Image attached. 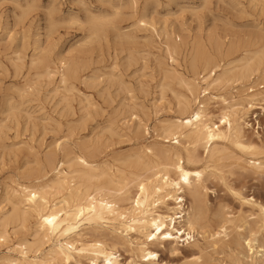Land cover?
Here are the masks:
<instances>
[{
    "label": "rangeland",
    "instance_id": "374dc122",
    "mask_svg": "<svg viewBox=\"0 0 264 264\" xmlns=\"http://www.w3.org/2000/svg\"><path fill=\"white\" fill-rule=\"evenodd\" d=\"M262 39L264 0H0V220L11 215V187L53 177L45 174L50 156L70 164L81 155L127 174L147 147L177 146L172 137L161 139V129L189 94L171 72L192 75L194 57L238 66L264 48ZM260 85L255 79L213 91L241 100L249 86L256 89L249 94L263 93ZM260 125V137L249 133L254 156L220 143L231 153L202 182L204 213L194 240L166 243L159 261L143 264H264V253L246 244L255 236L264 243V219L244 200L264 206V180L245 162L264 163V116ZM10 222L12 241L0 242V257L18 239L31 240L36 221Z\"/></svg>",
    "mask_w": 264,
    "mask_h": 264
},
{
    "label": "bare ground",
    "instance_id": "6f19581e",
    "mask_svg": "<svg viewBox=\"0 0 264 264\" xmlns=\"http://www.w3.org/2000/svg\"><path fill=\"white\" fill-rule=\"evenodd\" d=\"M93 29L95 34L97 28ZM172 61L177 62L173 57ZM239 61L235 66L234 61L220 63L214 57H194L190 63L192 75L171 72L189 94L178 99V117L161 129V139L170 142L172 137V144L177 146L147 147L134 157V169L127 174L120 170L113 174L81 155L71 156L70 164L65 160L57 163L50 156V171L45 174L51 173V179L11 187V215L0 220V242L12 241L7 229L10 220L23 226L30 218L36 222L31 226L32 239H18L9 247V254L0 257V264H143L159 261V252L166 243L190 244L204 213L202 182L212 169H220L219 163L231 153L220 143L227 141L242 152L257 154L258 146L249 133L260 137L264 92L249 94L256 90L249 86L248 94L236 100L233 94L213 91L234 83L264 81V48ZM62 80H67L65 75ZM179 147L184 149L185 159ZM203 152L209 154L207 160ZM204 160L203 168L195 167ZM245 162L264 180L263 162ZM233 192L244 196L243 192ZM244 200L264 219V206L257 199ZM236 228L241 231L239 226ZM222 232L227 236L226 228L222 227ZM246 244L252 253H264V243L257 236L248 238Z\"/></svg>",
    "mask_w": 264,
    "mask_h": 264
}]
</instances>
